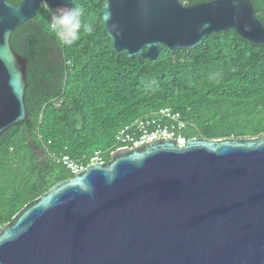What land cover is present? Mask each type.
<instances>
[{"label": "water", "instance_id": "95a60500", "mask_svg": "<svg viewBox=\"0 0 264 264\" xmlns=\"http://www.w3.org/2000/svg\"><path fill=\"white\" fill-rule=\"evenodd\" d=\"M41 3L19 0L17 12L0 0V133L29 119L27 59L10 37ZM101 14L127 57L155 59L162 45L194 48L229 29L264 41L251 0H104ZM0 264H264V134L117 148L1 225Z\"/></svg>", "mask_w": 264, "mask_h": 264}, {"label": "trees", "instance_id": "16d2710c", "mask_svg": "<svg viewBox=\"0 0 264 264\" xmlns=\"http://www.w3.org/2000/svg\"><path fill=\"white\" fill-rule=\"evenodd\" d=\"M251 1L264 25V0ZM103 3L71 1L93 25L72 46L48 32L44 3L11 34L13 50L27 59L29 119L0 133V226L74 175L63 155L86 165L101 149L107 160L122 125L161 107L180 113L187 138L264 134V41L252 43L229 29L209 33L194 48L170 52L162 45L155 59L127 57L107 35Z\"/></svg>", "mask_w": 264, "mask_h": 264}, {"label": "built area", "instance_id": "2783aa9c", "mask_svg": "<svg viewBox=\"0 0 264 264\" xmlns=\"http://www.w3.org/2000/svg\"><path fill=\"white\" fill-rule=\"evenodd\" d=\"M186 125L178 111L168 106L161 107L151 114L137 117L122 125L115 134L113 145H118L117 148L131 147L157 138L169 137L175 140L176 146L181 147L187 140L184 134ZM61 160L74 174L85 166L82 159L72 160L68 155H63ZM104 160L106 159L103 158L101 149L94 150L89 156V162Z\"/></svg>", "mask_w": 264, "mask_h": 264}, {"label": "clouds", "instance_id": "9594fccd", "mask_svg": "<svg viewBox=\"0 0 264 264\" xmlns=\"http://www.w3.org/2000/svg\"><path fill=\"white\" fill-rule=\"evenodd\" d=\"M4 4L20 11L19 4L3 0ZM45 7L49 9L48 32L63 46H72L81 39V33H92L93 25L85 22L83 7L72 4L71 6H60L52 9L47 0H44ZM71 4V0H69Z\"/></svg>", "mask_w": 264, "mask_h": 264}]
</instances>
